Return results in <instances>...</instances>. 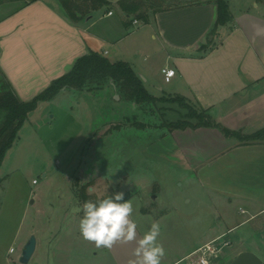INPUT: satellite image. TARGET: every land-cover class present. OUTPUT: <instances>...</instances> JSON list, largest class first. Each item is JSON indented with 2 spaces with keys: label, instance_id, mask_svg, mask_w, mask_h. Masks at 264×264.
<instances>
[{
  "label": "rangeland",
  "instance_id": "374dc122",
  "mask_svg": "<svg viewBox=\"0 0 264 264\" xmlns=\"http://www.w3.org/2000/svg\"><path fill=\"white\" fill-rule=\"evenodd\" d=\"M103 13L105 8L94 17ZM118 19L119 14L107 18L94 30L104 32V23ZM107 91L86 96L69 89L31 112L21 127L0 168V264H22L17 254L29 234H35L39 245L45 241V254L34 255L28 264H128L134 259V241L128 252L115 249L114 255V249H98L82 237L78 190L83 185H88L94 202L123 191L124 200L133 206L130 218L143 235L152 223L160 225L158 240L166 250L161 264L183 256L201 239L222 233L231 244L214 264L222 257L219 264H228L244 250L264 259V229L257 219L242 224L249 214L241 213L233 195L240 190L237 172L243 159L234 164L224 158L222 164L201 168L188 165L163 122L179 114L162 116L163 111L136 107ZM118 127L132 129L116 131ZM104 128L108 132L101 134ZM55 241L68 253L51 254ZM10 247L17 253L8 255Z\"/></svg>",
  "mask_w": 264,
  "mask_h": 264
},
{
  "label": "crops",
  "instance_id": "0c3cea01",
  "mask_svg": "<svg viewBox=\"0 0 264 264\" xmlns=\"http://www.w3.org/2000/svg\"><path fill=\"white\" fill-rule=\"evenodd\" d=\"M111 1L112 8L104 7L105 13L100 17H94L96 10L77 22L68 15L60 0L2 3L0 75L5 76L22 100L28 101L54 79L68 73L79 57L96 51L111 55L112 59L108 58L113 62L128 61L137 74L145 78L147 90L155 97L183 96L208 109L216 123L244 135L264 129V0H227L233 19L219 26L215 36L210 31L217 20L216 0H187L188 3L180 7L155 13L148 22L138 20L129 25L126 14L117 7L118 0ZM110 11L113 13L109 14ZM116 14H119L118 21L104 23V32L94 30L101 21ZM166 67L176 71L169 80L162 72ZM109 85L98 90L78 91L86 96L105 90L118 94L116 88ZM69 89H62L54 98ZM118 95L119 100L125 99ZM41 106L44 108V102ZM124 128L118 127L116 131ZM167 130L176 138V151L188 165L201 168L207 164H222L224 158L230 157L234 164L238 158L243 159L244 166L237 172L241 176L240 190L233 195L240 201L241 213L249 214L242 224H251L257 219L264 229V139L241 141L227 136L216 126ZM100 132L106 134L108 129ZM229 200L233 201L231 196ZM141 211L148 213L143 206ZM136 232L139 240L143 234L138 229ZM221 235L225 234L201 239L183 256L167 264L184 261L194 264L190 255ZM57 242L54 246L50 244L51 254H67L68 248H61ZM44 247L45 241L39 245L37 239L33 256L41 257ZM10 249L8 255L17 253L16 249L13 253ZM113 249L114 255L115 249L119 253L129 251L128 244L119 242Z\"/></svg>",
  "mask_w": 264,
  "mask_h": 264
},
{
  "label": "trees",
  "instance_id": "16d2710c",
  "mask_svg": "<svg viewBox=\"0 0 264 264\" xmlns=\"http://www.w3.org/2000/svg\"><path fill=\"white\" fill-rule=\"evenodd\" d=\"M6 1L10 0H0V5ZM34 1L37 0H25V3ZM60 2L75 22L96 10L113 6L111 0H60ZM187 3V0H118L116 4L119 10L126 14V24L129 25L135 20L148 22L157 12L177 8ZM216 4L217 20L210 31L212 36H215L219 26L226 25L233 19L227 0H216ZM109 84H112L118 94L134 103L136 107L155 108L160 112L159 114L163 111L162 116L168 115L170 111L179 114L178 119L170 120L165 117L163 120L170 131L216 126L221 128L227 136L238 137L241 141L264 139V129L250 135L231 130L213 121L208 109L199 107L183 96L155 97L147 90L144 80L128 61L113 62L99 52L90 51L79 57L68 73L54 79L47 88L28 101L22 100L5 76L0 75V168L7 152L14 145L21 127L31 112L35 111L42 102L53 99L64 87L92 91L102 89ZM140 124L143 125V123ZM87 188L88 185H83L78 190V198L82 205L85 201L94 202Z\"/></svg>",
  "mask_w": 264,
  "mask_h": 264
},
{
  "label": "clouds",
  "instance_id": "9594fccd",
  "mask_svg": "<svg viewBox=\"0 0 264 264\" xmlns=\"http://www.w3.org/2000/svg\"><path fill=\"white\" fill-rule=\"evenodd\" d=\"M82 211L80 233L85 240L93 242L96 248L110 250L117 242L129 244L136 241L137 246L132 252L134 259H129L128 264H161L166 250L158 240L160 225L152 223L143 237L137 240V224L130 218L133 206L131 200H124L123 191L95 202L85 201Z\"/></svg>",
  "mask_w": 264,
  "mask_h": 264
},
{
  "label": "built area",
  "instance_id": "2783aa9c",
  "mask_svg": "<svg viewBox=\"0 0 264 264\" xmlns=\"http://www.w3.org/2000/svg\"><path fill=\"white\" fill-rule=\"evenodd\" d=\"M113 12L110 11L109 14ZM138 20H135L134 23H137ZM162 72L164 73L167 80L174 77L176 71L172 68H163ZM36 183V180H34ZM231 241L225 238V235H221L204 245L197 248L191 255L190 259L194 264H214L219 254L224 250L225 247L230 246ZM15 249L12 247L10 252L13 253Z\"/></svg>",
  "mask_w": 264,
  "mask_h": 264
},
{
  "label": "water",
  "instance_id": "95a60500",
  "mask_svg": "<svg viewBox=\"0 0 264 264\" xmlns=\"http://www.w3.org/2000/svg\"><path fill=\"white\" fill-rule=\"evenodd\" d=\"M116 96L119 98L118 94H116ZM36 246L37 238L35 234H32L24 245L21 256L19 257L20 263H29L35 252ZM228 264H264V259L252 250H244L238 253V255L233 258Z\"/></svg>",
  "mask_w": 264,
  "mask_h": 264
}]
</instances>
